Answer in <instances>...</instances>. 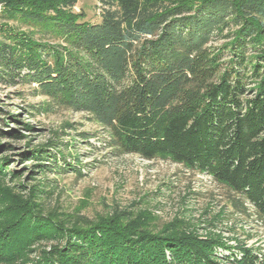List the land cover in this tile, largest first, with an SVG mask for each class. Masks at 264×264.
Segmentation results:
<instances>
[{
    "label": "trees",
    "instance_id": "trees-1",
    "mask_svg": "<svg viewBox=\"0 0 264 264\" xmlns=\"http://www.w3.org/2000/svg\"><path fill=\"white\" fill-rule=\"evenodd\" d=\"M77 2L0 0L5 74L88 113L119 154L206 172L264 218V0H100V22L75 12ZM23 205L14 241L28 223L51 229ZM150 219L82 217L50 264H264L247 248L220 260L216 239ZM14 243L0 240V250Z\"/></svg>",
    "mask_w": 264,
    "mask_h": 264
},
{
    "label": "rangeland",
    "instance_id": "rangeland-1",
    "mask_svg": "<svg viewBox=\"0 0 264 264\" xmlns=\"http://www.w3.org/2000/svg\"><path fill=\"white\" fill-rule=\"evenodd\" d=\"M99 5L100 0H78L74 10L100 22ZM3 70L0 66V240L15 243L0 250V264H50L54 247H67L65 229L82 217L97 221L115 213L151 218L155 225L174 223L201 240L216 239L213 254L220 260L240 258L244 248L264 255V218L252 203L237 202L239 195L210 174L172 159L119 154L110 131L88 113L55 104L36 83L13 80ZM25 201L31 217L51 229L38 231L37 223H28L14 241L18 216L28 212Z\"/></svg>",
    "mask_w": 264,
    "mask_h": 264
}]
</instances>
